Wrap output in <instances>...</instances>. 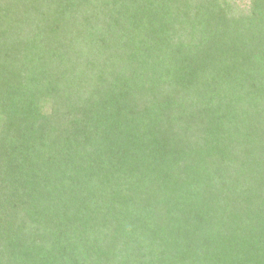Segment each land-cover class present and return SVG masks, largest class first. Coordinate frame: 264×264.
Wrapping results in <instances>:
<instances>
[{
	"label": "trees",
	"instance_id": "trees-1",
	"mask_svg": "<svg viewBox=\"0 0 264 264\" xmlns=\"http://www.w3.org/2000/svg\"><path fill=\"white\" fill-rule=\"evenodd\" d=\"M0 264H264V0H0Z\"/></svg>",
	"mask_w": 264,
	"mask_h": 264
}]
</instances>
